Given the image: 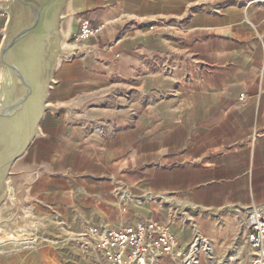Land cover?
I'll return each instance as SVG.
<instances>
[{"label":"crops","instance_id":"obj_1","mask_svg":"<svg viewBox=\"0 0 264 264\" xmlns=\"http://www.w3.org/2000/svg\"><path fill=\"white\" fill-rule=\"evenodd\" d=\"M83 21L102 28L75 44ZM61 30L86 52L60 60L47 104L67 109L46 112L14 163V196L74 236L144 220L169 224L183 250L196 236L229 250L242 235L250 264L248 219L264 218V0H67ZM59 244L4 264H61Z\"/></svg>","mask_w":264,"mask_h":264},{"label":"water","instance_id":"obj_2","mask_svg":"<svg viewBox=\"0 0 264 264\" xmlns=\"http://www.w3.org/2000/svg\"><path fill=\"white\" fill-rule=\"evenodd\" d=\"M66 2L51 19L42 0H4L10 18L0 51V229H15L26 214V202L14 196L9 182L14 163L41 133L46 112L67 109L47 104L54 72L62 58L86 52L80 45L65 46L61 21ZM26 38L29 42L19 47Z\"/></svg>","mask_w":264,"mask_h":264},{"label":"built area","instance_id":"obj_3","mask_svg":"<svg viewBox=\"0 0 264 264\" xmlns=\"http://www.w3.org/2000/svg\"><path fill=\"white\" fill-rule=\"evenodd\" d=\"M156 23L165 22H153L150 28L154 29ZM101 28H95L89 21H83L72 41L75 44H83L94 37ZM162 68L165 73L173 72V68L167 64ZM85 237L95 244L105 264H162L164 259H169L172 264H193L192 260L195 259L194 242L187 250L181 249L171 226L158 221H138L119 229L91 227ZM198 237L200 236H196L194 241ZM245 240L251 253L250 264H264V218H260L256 213L248 219ZM200 247L204 252L206 248L202 249L203 245Z\"/></svg>","mask_w":264,"mask_h":264},{"label":"rangeland","instance_id":"obj_4","mask_svg":"<svg viewBox=\"0 0 264 264\" xmlns=\"http://www.w3.org/2000/svg\"><path fill=\"white\" fill-rule=\"evenodd\" d=\"M25 212L26 214L23 215V222L18 224L15 229H0V264H4L5 259H8L9 256H12V254H15L16 252H25L30 249L35 250L37 249L36 247L39 248L38 245L55 241L60 243L57 247V253L61 259V264H68L69 260L73 257L75 258L84 255L91 257H93V255H99L100 261L95 260V262L98 264H104L101 256L102 254L95 249L89 238L84 237L83 235H69L59 224H38L36 223L35 217L29 213L28 209L25 210ZM242 238V235L239 237L237 235L233 240V245L229 248V251L227 249L218 250L216 246L212 245L208 240L206 241L205 239L198 237L197 240H200L201 245L204 246L202 249H206H204L203 252L201 251V247L199 248V253L195 257L197 264H239L238 255L243 250L241 246ZM188 248H186V250ZM202 254H204V257L200 262ZM74 264L78 263L75 261Z\"/></svg>","mask_w":264,"mask_h":264},{"label":"bare ground","instance_id":"obj_5","mask_svg":"<svg viewBox=\"0 0 264 264\" xmlns=\"http://www.w3.org/2000/svg\"><path fill=\"white\" fill-rule=\"evenodd\" d=\"M44 2V8L45 11L47 13V15L49 16V18H53V11L54 9L59 10L60 8H62L64 6V0H42ZM57 1L58 4L55 5L54 2ZM44 30V28H41L39 31H37L34 35H38L39 33H41ZM32 35V36H34ZM29 42V39L26 38L24 39L20 44L19 47L25 46L27 43ZM5 74L7 77H9V73L7 71H5ZM8 82L10 83V80H8ZM196 241V240H195ZM194 241L193 244V254L195 255V257L197 256V254L199 253V244L197 242H200V240H197L196 242ZM201 243V242H200ZM201 245V244H200ZM193 264H197L196 262V258L192 260Z\"/></svg>","mask_w":264,"mask_h":264}]
</instances>
